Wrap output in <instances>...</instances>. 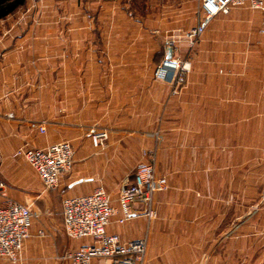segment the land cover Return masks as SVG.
<instances>
[{"label": "crops", "instance_id": "1", "mask_svg": "<svg viewBox=\"0 0 264 264\" xmlns=\"http://www.w3.org/2000/svg\"><path fill=\"white\" fill-rule=\"evenodd\" d=\"M97 2L44 0L39 16L0 20V204H28L41 215L19 264H70L66 253L92 243L68 238L62 201L98 186L117 210L107 233L145 239L144 264H264V13L245 6L215 16L174 94L153 76L159 36L143 19L78 15ZM34 6L27 0L24 8ZM96 126L109 133L102 149L90 138ZM63 140L74 165L47 192L16 152ZM151 158L168 182L154 196L157 217L121 224L119 188Z\"/></svg>", "mask_w": 264, "mask_h": 264}, {"label": "built area", "instance_id": "2", "mask_svg": "<svg viewBox=\"0 0 264 264\" xmlns=\"http://www.w3.org/2000/svg\"><path fill=\"white\" fill-rule=\"evenodd\" d=\"M202 16L196 27L187 34L191 46L201 38L210 21L218 14H228L234 8L249 6L264 13V0H200ZM264 34V25L261 31ZM167 52L172 50L171 59H166L158 68L156 78L172 79L173 93L178 94L190 72V64L182 63L173 55L175 42L167 43ZM13 115L10 114V117ZM32 128L41 134L46 133L44 124L32 123ZM90 138L95 148L102 149L109 139L107 130L93 127ZM16 156L24 160L40 179L47 192L60 188L62 179L72 171L74 150L72 144L63 140L46 148H20ZM151 161L142 171H135L127 176L118 191L117 202L123 213L119 220H126L143 213L149 220H154L157 213L153 208L154 196L167 189L166 177L156 175L155 165ZM0 195L6 197L4 185L0 182ZM113 199L103 186H98L92 193L68 197L62 201L64 230L68 238L91 239L92 243L68 252L62 260L70 264H92L102 260L104 264H144L147 241L135 240L123 242L118 235L107 233L111 219L117 214L112 206ZM141 205V211L133 210V205ZM41 215L33 212L28 204L7 200L0 204V260L19 264L25 242L31 237L30 227L34 219ZM43 235V231L40 232Z\"/></svg>", "mask_w": 264, "mask_h": 264}, {"label": "rangeland", "instance_id": "3", "mask_svg": "<svg viewBox=\"0 0 264 264\" xmlns=\"http://www.w3.org/2000/svg\"><path fill=\"white\" fill-rule=\"evenodd\" d=\"M32 1H35L33 9L22 8L17 13V16L22 14L23 16L32 15L35 12L34 10L40 7L44 0ZM88 1L82 0V5H86ZM102 4L104 7H101ZM38 11L35 14L38 15ZM99 12L114 20L120 18L143 19L145 30L159 36L161 52L160 56L157 57L159 63L156 64L153 73L154 79L158 81H163L156 78V73L167 59L166 46H168V42H175L176 49L173 50V55L182 63L187 62L190 64L189 56H194L198 50L201 38L191 46L186 34L198 25L203 15L200 0H98L96 6H89L88 9H83L79 12L78 15L94 16ZM132 27L133 25H129L130 31ZM146 63L150 64L148 61ZM165 81L171 82L172 79ZM259 190L263 191V186ZM56 200L60 210L59 195H57Z\"/></svg>", "mask_w": 264, "mask_h": 264}, {"label": "trees", "instance_id": "4", "mask_svg": "<svg viewBox=\"0 0 264 264\" xmlns=\"http://www.w3.org/2000/svg\"><path fill=\"white\" fill-rule=\"evenodd\" d=\"M26 3L27 0H0V20L17 13Z\"/></svg>", "mask_w": 264, "mask_h": 264}, {"label": "water", "instance_id": "5", "mask_svg": "<svg viewBox=\"0 0 264 264\" xmlns=\"http://www.w3.org/2000/svg\"><path fill=\"white\" fill-rule=\"evenodd\" d=\"M171 57H172V50L170 49L168 51L167 59L169 60V59H171Z\"/></svg>", "mask_w": 264, "mask_h": 264}]
</instances>
